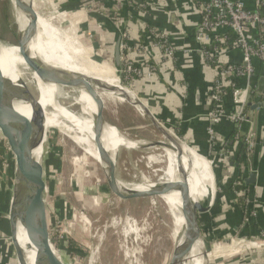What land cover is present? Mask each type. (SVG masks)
<instances>
[{"label": "rangeland", "instance_id": "obj_1", "mask_svg": "<svg viewBox=\"0 0 264 264\" xmlns=\"http://www.w3.org/2000/svg\"><path fill=\"white\" fill-rule=\"evenodd\" d=\"M40 4L41 14L39 12H37V14L42 18L44 17L43 19L50 26L64 31L70 30V32L78 37L82 44L86 46L93 57L104 60L109 66L114 68L111 60V31H108L104 24L105 20L107 21L109 18L108 15L105 17L99 15L98 17H100V19L98 21V26L100 29L94 30L90 28V30L87 29L86 26H78L70 19L71 17L63 13V9L61 10L59 7L60 5L55 1L40 0ZM108 11L111 12V8L110 10L108 9ZM104 14H107V12H104ZM91 23L90 25H92ZM93 24L97 25V23L94 22ZM16 34H18V25L15 21V12L12 3L10 0H0V41L16 45ZM95 35H98V37L94 38ZM117 74L121 80V71H117ZM122 81L123 80H121V82ZM67 89L71 88L64 87V90ZM128 90L135 93L131 88ZM60 99L61 98L57 97L58 104ZM103 101V115L105 119L111 120V122L108 123L118 128L122 127V129L135 136V139L130 140L141 139L139 140L141 145L139 148H135V151L162 148V146L158 147V145H146L148 142H168L167 138L157 130L148 116L145 115L139 107L128 102L122 103L121 101L111 98H105ZM59 119L70 124L68 120H64L62 117ZM43 122H45L42 127L43 139L37 148L39 150L37 159L41 157L44 151L49 181L53 188L50 204L52 205V201L56 199L59 203H62L63 208L66 209L68 221H66L65 224H62V222H55L57 224H54V227L59 229L65 227L66 229V241L68 242L67 250L69 252H67L68 263L168 264L174 246L173 240H171L170 237V227H172V224L170 222L171 219L168 210L161 198H133L128 199L129 203L128 200L125 201L118 198L115 194L111 193L104 172L98 161H96L87 150L83 148V150H81L75 141L62 133L51 120L43 118ZM170 133L174 135L177 140L188 143L186 135L179 136L171 130ZM192 147L196 150L198 149L194 146ZM212 154L213 153L208 148L206 158L212 163L211 169L215 184L214 191L217 196L210 209H207L202 215L208 217L209 220L211 211H213L212 207L216 206L220 211L216 216L219 215V218H223L220 222H216L217 226L208 222L210 223V230H208V232H210L211 235L202 233V250L210 251L214 245L215 238H222V240L233 239L235 246H233V249H236L237 252H233L232 257L228 258L231 259L236 255L244 254L238 252L242 248V243L250 241V238L256 237L257 235H252L247 238L239 237V233L244 227V223L242 222L244 212H238L237 208L234 207L236 206L234 200L229 201V203L227 202L228 199L226 200L225 198L226 188L218 179L221 173V159ZM132 175H134V173ZM12 182L13 173L9 158L0 145V264H17L14 247L8 238L9 230L7 216L12 195ZM153 203L156 204V206ZM259 203H264V201L260 200L259 194L256 193L255 198H252L250 201V206L252 208ZM250 217L251 219L248 221L249 218L247 216L246 223L256 224L258 217L251 215ZM51 224L50 232H48L49 237H53L54 233V231L51 230ZM260 229L261 228L258 227V232ZM42 230V233H44L43 227ZM61 253L63 255L65 254L63 251ZM221 253L222 251L214 255L212 251L208 253L205 264H230L232 261L224 259L223 257L211 262V259L217 258Z\"/></svg>", "mask_w": 264, "mask_h": 264}, {"label": "bare ground", "instance_id": "obj_2", "mask_svg": "<svg viewBox=\"0 0 264 264\" xmlns=\"http://www.w3.org/2000/svg\"><path fill=\"white\" fill-rule=\"evenodd\" d=\"M17 1L21 6L20 8L16 6V0H11L15 15L21 22L19 23V30L22 31L30 20V17L27 18L23 13L29 7L27 6L29 0ZM37 15V27L27 37V46L32 54L39 56L60 71L85 82L106 84L119 88L121 83L116 78L114 68L104 60L93 57L86 46L70 30L64 31L50 26L43 19L44 17ZM10 80L16 85L11 97L16 118L28 122L32 114L39 115L42 127L45 124L43 118L51 120L62 133L72 138L81 150H87L98 161L107 182L111 179L114 169V185L123 196H133L141 192L152 191L165 184L171 185L174 192L159 197L168 210L172 224L170 237L174 246L169 260L175 254L174 264H202L200 255L203 250L200 242L193 247L190 254H185L183 250L184 219L180 212L179 194L181 192L186 194L191 201L203 200L206 208L210 209L217 196L214 191L215 184L211 161L186 142L177 140L173 137L174 135L172 138L176 143H169V147L143 151L119 148L121 145L130 147L132 145L130 139H135V136L121 129L122 127L118 128L113 124L99 120V106L104 110V103L99 105V98L95 92L64 90L62 86L48 84L25 64L17 46L9 43L4 45V42L0 41V84L4 86ZM100 96L103 99L111 98L136 106L133 104L131 94L125 90L120 92L101 90ZM57 97L61 98L59 104L56 100ZM60 117L68 120L70 124L61 121ZM93 126L102 132L105 154L111 163L94 141ZM37 148L33 151L36 158L39 152ZM133 173L134 175H132ZM11 191L7 217L8 222L10 221L9 230L11 223L17 242V248L14 249L16 263L47 264L40 253L39 237L43 232L42 227L32 210L31 203L19 192L14 177ZM154 205L156 206V204ZM221 251L220 245H214L213 255Z\"/></svg>", "mask_w": 264, "mask_h": 264}, {"label": "crops", "instance_id": "obj_3", "mask_svg": "<svg viewBox=\"0 0 264 264\" xmlns=\"http://www.w3.org/2000/svg\"><path fill=\"white\" fill-rule=\"evenodd\" d=\"M53 1L59 4L60 9H63V13L71 17L70 19L78 26L83 25L87 29L99 30L98 21L100 17L98 16L105 17L108 15L109 18L107 21L105 20L104 24L108 31H111L112 62L114 44L122 27L125 26L121 34H127L126 43L129 49L142 46L139 50L135 48L130 53L126 51L136 66H140L147 58L149 61L154 60L160 54L159 50L151 45L152 37L149 29L153 27L167 31L170 34L168 36L169 44L175 47L173 59L163 62L150 78H135L127 82L123 77L121 80L147 105L160 125L177 134L173 129L175 126L178 132L186 135L189 144L203 149L207 154L208 146L205 144V139H207L206 129L209 126V121L206 113L210 107L208 94L213 73L211 69L205 67L197 51L198 44L195 42V29L199 22L197 2L203 0H149L153 8L148 16L139 15L129 5V0ZM134 1L138 5L145 0ZM110 8L111 12L108 11ZM104 12H107V14H104ZM133 17L135 21H129ZM93 22L97 25H94ZM224 32H226V29L220 28L215 33L221 35ZM96 37L98 35L94 36V38ZM220 59L222 62L238 64L241 61V53L237 49H224L220 54ZM253 65L254 76L257 78L262 73L263 66L257 60L253 61ZM238 83L241 84L242 81ZM224 105L227 110L232 109L233 104L229 97L225 99ZM248 109V117L255 132L257 146L252 158L249 159V164L246 165L244 160L242 161L240 171L243 172L242 176L248 170L258 172V183L245 187L251 199H254L256 193H258L260 200L264 201V110L260 106L256 109ZM107 122H111V120H107ZM214 126L218 138L227 140L233 132V124L226 119L221 120ZM233 147L236 150L237 162V146L233 145ZM231 180L232 178H229L224 184L226 188L225 198L228 199V203L235 198ZM262 205L264 203H259L256 207L258 212L264 216V206ZM222 218H219L218 215L214 218V221L220 222ZM238 258H235L236 261L232 259L233 262L230 264L235 262L239 264L237 262ZM257 258L258 264H264L263 255L258 253Z\"/></svg>", "mask_w": 264, "mask_h": 264}, {"label": "built area", "instance_id": "obj_4", "mask_svg": "<svg viewBox=\"0 0 264 264\" xmlns=\"http://www.w3.org/2000/svg\"><path fill=\"white\" fill-rule=\"evenodd\" d=\"M129 5L133 9L138 6L151 11L153 8L149 0L138 5L134 0H129ZM197 10L199 22L196 26L195 42L199 46V54L205 67L211 69L213 73L208 94L210 107L206 113L209 121V126L206 129V143L213 153L212 155L221 159L219 178L221 183L225 184L229 178H232L231 185L235 203L239 198H243L245 206L243 223L245 224L247 216L249 221L250 215L255 217L258 215V210L256 206L252 208L250 206L251 198L243 183V172L236 167L235 148L233 145L227 146L224 138L217 137L214 125L223 119L233 124L234 145L238 143L244 145L243 155L248 163L257 146L255 132L248 117V102L252 99L254 91L253 83H251V77L255 71L253 61L257 60L264 67V0H203L197 2ZM220 28L226 29V32L221 35L216 34L215 32ZM149 33L152 37L151 45L157 48L160 54L154 60L145 59L140 66H136L126 52L130 53L135 50L129 49L126 43L127 34H121L120 71L127 82L135 78L152 77L163 62L169 61L175 55V47L169 44L168 36L170 34L167 31L152 27L149 29ZM205 45L210 46V49L203 47ZM140 47L142 46L135 48L139 50ZM224 49L239 50L241 53L240 63L222 62L220 54ZM239 81L242 83L239 84ZM227 97L233 104L231 110H227L224 105ZM240 135L243 136L241 140ZM256 235V237L250 238V241L242 243V248L238 252L244 254L236 255L239 256L237 261L239 264H258V253L264 256V228H261ZM239 237H242L240 233ZM214 240V245L222 247V253L218 257L228 259L232 257L233 252H237L236 249H233V239H229L230 242H226L222 238ZM214 245L210 251H206L207 255L212 251ZM236 256L228 260L236 261ZM218 257L211 259V262L217 260Z\"/></svg>", "mask_w": 264, "mask_h": 264}, {"label": "water", "instance_id": "obj_5", "mask_svg": "<svg viewBox=\"0 0 264 264\" xmlns=\"http://www.w3.org/2000/svg\"><path fill=\"white\" fill-rule=\"evenodd\" d=\"M15 3L18 8L21 7L17 0ZM27 4L29 7L24 10L23 13L27 18L30 17V20L22 31L19 30V23L21 22L15 15V21L18 25V34L15 35L17 37L15 46L18 47V50L23 57V61L30 69L34 70L48 84L67 87L74 90H82L85 93L95 92L99 98V105L104 103L103 98L100 96L101 90L109 92H120L125 90L129 92L132 96L134 104L139 107L145 115L148 116L157 130L168 140V142L152 141L148 142L146 145L169 147V143H176L174 138H172L173 135H171L170 130L158 123L157 119L153 116L151 111L142 102V100L139 99L135 93L128 90L129 87L121 82L120 77L117 74V71L120 72L121 70L119 45L121 42V33L124 31L125 26L122 27L118 32L113 49V67L116 71V76L121 83L119 88L111 87L106 84L85 82L77 77L60 71L59 69L45 62L39 56L32 54L31 50L27 46V37L37 27V12L40 13L41 4L40 0H32V2L29 0ZM4 45H7V42L4 41ZM197 51L199 53V46L197 47ZM251 83H253L254 91L252 99L248 102V107L251 109H256L258 106H260L262 107V110H264V67L262 73L257 78L254 75L251 77ZM15 88L16 85L11 80L4 86L0 84V145L9 158L13 177L18 185L19 192L29 200L38 222L44 229V233H42L39 237L40 253L42 254L44 260L47 264H69L67 260V255L69 252L67 250L68 242L66 241V229L65 227L62 229L54 227V224L56 225L59 222L65 224L66 221H68L66 209H64L62 203H59V201L56 199L52 201V205L50 204L53 188L49 181L50 179L47 171L44 151L42 152L41 157L38 159L33 155V151L41 144L43 139L42 122L40 116H36V114H32L28 122L18 120L16 118L11 104V97ZM98 118L103 122H107L103 115L101 106H99ZM92 132L94 134V141L98 145L99 149L103 151L106 159L110 161V159L105 154L106 150L104 149L105 144L103 142L101 130L96 126H93ZM130 143L132 144L130 147L126 145H121L119 147H126L134 150L135 148H139L141 145L139 140H131ZM205 144L207 145L206 139ZM197 151L201 152L206 158L207 154L205 151H203V149L198 148ZM243 160L246 165H248L244 156ZM236 165L239 167V164ZM114 175L113 169V178L111 177L107 183L111 192L120 199L127 200L133 198L161 197L174 192L171 188V185L165 184L160 188L153 189L152 191L141 192L133 196H123L115 188ZM258 177V172L256 173L254 171L248 170L243 176V183L246 187L256 184L258 183ZM179 196L181 201L180 212L184 219L183 250L185 254H190L193 247L198 242H200V244L203 243L202 231L199 224V215L207 211L208 208H206L204 205L203 200L191 201L189 197L186 194H182V192L179 194ZM257 216L259 219H264L263 214L260 212H258ZM50 224L52 225L51 230L54 231L53 237H49L48 235V232H50L51 228ZM249 225V223L244 224L243 230L240 232L242 237H248ZM8 238L14 249H16L17 242L13 230V224L11 223L10 234ZM226 242H230V240L227 239ZM62 251L65 253L64 255L61 253ZM200 256L203 261L202 264H205L206 259L208 258L207 252L204 250ZM174 261L175 254L172 256L171 260H169V264H174Z\"/></svg>", "mask_w": 264, "mask_h": 264}, {"label": "trees", "instance_id": "obj_6", "mask_svg": "<svg viewBox=\"0 0 264 264\" xmlns=\"http://www.w3.org/2000/svg\"><path fill=\"white\" fill-rule=\"evenodd\" d=\"M136 10V12L139 14V15H150L151 14V11L150 10H145L143 8H139L138 6H136L134 8ZM131 22L135 21V18H131V20H129ZM13 33V32H12ZM14 34V33H13ZM205 47L206 49H210V46H203ZM213 65V64H212ZM121 78L123 79V76L121 75ZM253 97V94L252 96ZM249 108V107H248ZM174 131L179 135V136H182V134L180 132L177 131V128L174 126ZM234 132H232V134L227 138L226 142H227V145H234ZM243 139V136L240 135V140ZM237 151H238V160H237V164H239V167H237V169L240 171L241 170V167H242V161H243V154H244V151H245V148H244V145L243 144H237ZM235 208H237L238 212H242L244 211L245 209V206H244V201H243V198H239L237 203L235 204ZM213 211H211V216L209 217V220H208V217L206 216H203L202 214L199 215V224H200V227H201V231L203 234H208V235H211L210 232H208V230H210V223L208 222H211L213 223L215 226H217L216 222L213 221V219L216 217L217 213L220 212L218 210V207L216 208V206H213ZM214 214H215V217H214ZM203 217V218H202ZM258 217V216H257ZM211 219V220H210ZM242 220H243V217H242ZM243 222V221H242ZM254 226V227H253ZM258 227L260 228H264V219H257L256 221V224H250L249 225V231H248V236L250 237L251 235H256V232L258 231ZM10 234V232H9ZM208 237V236H207Z\"/></svg>", "mask_w": 264, "mask_h": 264}]
</instances>
